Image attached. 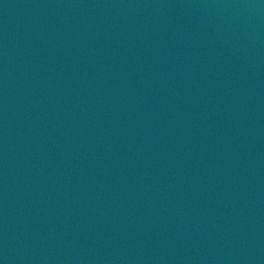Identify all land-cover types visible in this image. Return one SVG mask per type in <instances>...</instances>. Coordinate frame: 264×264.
<instances>
[{
    "label": "water",
    "instance_id": "water-1",
    "mask_svg": "<svg viewBox=\"0 0 264 264\" xmlns=\"http://www.w3.org/2000/svg\"><path fill=\"white\" fill-rule=\"evenodd\" d=\"M0 264H264V0H0Z\"/></svg>",
    "mask_w": 264,
    "mask_h": 264
}]
</instances>
